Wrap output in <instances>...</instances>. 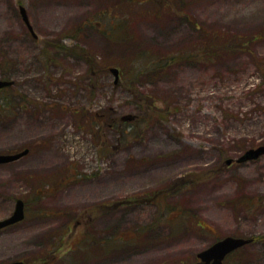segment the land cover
<instances>
[{
	"label": "rangeland",
	"instance_id": "rangeland-1",
	"mask_svg": "<svg viewBox=\"0 0 264 264\" xmlns=\"http://www.w3.org/2000/svg\"><path fill=\"white\" fill-rule=\"evenodd\" d=\"M0 79V264H264V0H0Z\"/></svg>",
	"mask_w": 264,
	"mask_h": 264
},
{
	"label": "water",
	"instance_id": "water-1",
	"mask_svg": "<svg viewBox=\"0 0 264 264\" xmlns=\"http://www.w3.org/2000/svg\"><path fill=\"white\" fill-rule=\"evenodd\" d=\"M20 11H21L24 21L26 22L31 32L34 35H36V33L34 32L33 26L30 23V19H29L26 8L24 6H21ZM110 70L115 75V82H118L119 77H120L119 68L111 67ZM12 84H13L12 80L0 79V88L10 86ZM28 152H29V148H25L16 153H1L0 152V164L15 161L23 157L24 155H26ZM262 155H264V143L256 147H251V148L246 149L238 158H236V161L246 162L249 160H255V159L260 158ZM232 161H233L232 158L228 159L227 164L232 163ZM25 216H26L25 201L22 198H17L16 203H15V208L12 214L6 218L0 219V229L24 220ZM252 241H253L252 238L234 236V235H226L216 240L215 242L210 244L208 247L200 250L197 253L198 259L193 264H224L226 257L230 253H232L236 249ZM5 264H25V261L14 260L12 262L5 263Z\"/></svg>",
	"mask_w": 264,
	"mask_h": 264
},
{
	"label": "trees",
	"instance_id": "trees-1",
	"mask_svg": "<svg viewBox=\"0 0 264 264\" xmlns=\"http://www.w3.org/2000/svg\"><path fill=\"white\" fill-rule=\"evenodd\" d=\"M226 43V42H225ZM52 44V43H51ZM50 44V45H51ZM55 45H56V43H54ZM232 44H233V47L234 48H239L241 45H240V43L239 42H232ZM72 51V50H71ZM73 52L74 53H76V50L73 48ZM73 52H70V53H73ZM92 62L94 63V60L92 59ZM94 65H95V63H94ZM160 70H161V66L160 67H158ZM155 72V75L156 74H159V72L158 71H154ZM0 93L3 95V97H4V99L5 98H11V96H14L13 94H14V92H13V90H11L10 89V87H5V88H1L0 89ZM152 104V103H151ZM148 107H151L150 105L148 106ZM129 117H130V120L128 121V123H127V127H125L124 128V126L122 127V126H120L119 124H117L116 122H113V121H111V123L110 124H106L107 122L103 119V115L100 113V112H95L93 115H92V121L90 122V125H91V131H94V128L95 127H99V126H101V128L102 129H104V130H107V129H115L116 131H118V133L120 134V136H123L124 138H130L131 136H132V133H133V131L131 130V129H129V125L132 123H134V121H135V119L134 118H136L135 117V115H129ZM110 121V120H109ZM124 123H126V122H124ZM96 134V136H99V138H103L102 136H101V134L99 135V134H97V133H95ZM106 140V139H105ZM181 188V187H180ZM180 188H178V190L180 189ZM179 214H180V217L182 216V213L181 212H178ZM184 214V213H183ZM186 216H188V215H186ZM188 218V217H187ZM180 219V218H179ZM185 223V222H184ZM150 228V226H147V228L146 229H143L144 231H148V229ZM137 233L139 234V236H140V230L138 229L137 230ZM144 236V235H143ZM254 238V241H256V240H258V239H256L255 237H253ZM93 239H96V238H93L92 237V239H91V235H88V233H87V235H86V243L87 242H91V243H93V242H95V244H98V245H100V246H103L102 244H104L103 243V241H101V242H99L97 239H96V241H93L92 242V240ZM120 239H122L121 237H120ZM124 241H126V240H124ZM129 241V240H128ZM105 245V244H104ZM113 246H116V245H113ZM106 249V248H105ZM241 250V249H240ZM238 251V250H237ZM237 251H235V252H237ZM232 254H234V252L232 253ZM230 256V255H229ZM229 256L227 257V258H229Z\"/></svg>",
	"mask_w": 264,
	"mask_h": 264
},
{
	"label": "flooded vegetation",
	"instance_id": "flooded-vegetation-1",
	"mask_svg": "<svg viewBox=\"0 0 264 264\" xmlns=\"http://www.w3.org/2000/svg\"><path fill=\"white\" fill-rule=\"evenodd\" d=\"M121 75V74H120Z\"/></svg>",
	"mask_w": 264,
	"mask_h": 264
}]
</instances>
